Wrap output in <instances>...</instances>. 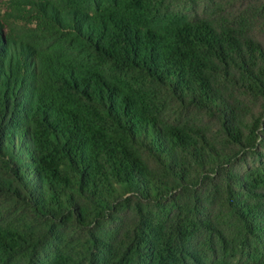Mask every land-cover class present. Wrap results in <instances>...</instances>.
<instances>
[{"label": "trees", "instance_id": "trees-1", "mask_svg": "<svg viewBox=\"0 0 264 264\" xmlns=\"http://www.w3.org/2000/svg\"><path fill=\"white\" fill-rule=\"evenodd\" d=\"M0 264H264V0H0Z\"/></svg>", "mask_w": 264, "mask_h": 264}]
</instances>
